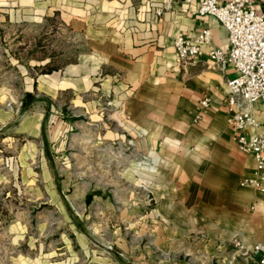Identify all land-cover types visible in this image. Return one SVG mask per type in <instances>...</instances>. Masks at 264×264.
Segmentation results:
<instances>
[{"label":"crops","instance_id":"1","mask_svg":"<svg viewBox=\"0 0 264 264\" xmlns=\"http://www.w3.org/2000/svg\"><path fill=\"white\" fill-rule=\"evenodd\" d=\"M160 1L0 0V20H29L42 27L58 11L63 30L84 39V49L73 60L70 50L56 54L46 49L49 43L39 45L34 39L25 45L17 42L14 50L2 43L0 68L11 69L15 81L12 86L0 83V100L14 104L10 100L15 97L17 114L0 105V128L13 119L24 122L37 139L35 154L48 155L47 139L41 136L44 125L57 121L69 126L80 120L108 128L104 114L109 112L120 131L107 130L106 136L143 145L154 162L169 161L166 183L182 193L177 202L189 209L191 224L207 211L213 219L205 226L220 227L224 240L236 235L242 247L264 243V193L239 185L253 176L254 164L238 151L226 122V81L234 71L211 67L207 57L210 47L225 46L226 31L212 16L198 15L196 1L172 0L158 20L146 23L152 18L147 3ZM249 5L264 11V0H249ZM202 27L210 29V38L200 55L176 64L173 35L190 36ZM57 58L62 60L55 66ZM259 108L253 105L260 121ZM72 234L82 248V235ZM62 241L70 248L67 238Z\"/></svg>","mask_w":264,"mask_h":264},{"label":"rangeland","instance_id":"2","mask_svg":"<svg viewBox=\"0 0 264 264\" xmlns=\"http://www.w3.org/2000/svg\"><path fill=\"white\" fill-rule=\"evenodd\" d=\"M58 13L42 27L0 20V46L14 50L34 39L56 54L70 50L73 60L84 39L64 31ZM14 81L11 69L0 68L2 85ZM11 99L0 105L14 111ZM108 113V128L80 120L44 125L48 155L35 154L37 139L24 122L0 128V264H256L236 252L249 248L236 235L226 241L220 227L205 226L213 219L207 211L190 223L189 209L177 202L182 193L166 183L169 161L106 136L120 131ZM72 233L82 235V248Z\"/></svg>","mask_w":264,"mask_h":264},{"label":"built area","instance_id":"3","mask_svg":"<svg viewBox=\"0 0 264 264\" xmlns=\"http://www.w3.org/2000/svg\"><path fill=\"white\" fill-rule=\"evenodd\" d=\"M196 1L198 15L212 16L226 31L224 47H210L207 57L211 67L220 71L231 68L234 76L226 81V122L235 133L237 149L254 164L253 176L241 179L240 186H251L264 193V11L255 10L249 0H182ZM172 0L148 2V24L158 20L171 8ZM210 29L202 27L193 35L176 32L172 38L174 61L178 65L192 62L209 42ZM207 98L200 100L206 106ZM259 105L261 120L253 105ZM197 118V117H196ZM262 131H258V127ZM248 252L256 264H264V243H254Z\"/></svg>","mask_w":264,"mask_h":264},{"label":"trees","instance_id":"4","mask_svg":"<svg viewBox=\"0 0 264 264\" xmlns=\"http://www.w3.org/2000/svg\"><path fill=\"white\" fill-rule=\"evenodd\" d=\"M50 69H51V67H49V68L47 69V71L50 70Z\"/></svg>","mask_w":264,"mask_h":264}]
</instances>
